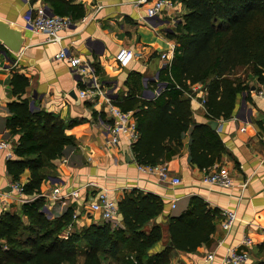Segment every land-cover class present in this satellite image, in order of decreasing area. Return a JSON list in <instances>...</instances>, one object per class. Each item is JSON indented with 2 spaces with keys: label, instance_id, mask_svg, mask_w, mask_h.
<instances>
[{
  "label": "crops",
  "instance_id": "obj_1",
  "mask_svg": "<svg viewBox=\"0 0 264 264\" xmlns=\"http://www.w3.org/2000/svg\"><path fill=\"white\" fill-rule=\"evenodd\" d=\"M67 1L81 4L84 15L75 21L69 17L72 25L59 32L61 40L57 44L46 42L43 35L34 34L27 28V20L37 6L52 13L44 0H0V20L21 31L23 37L17 54H12L0 43V140L11 146L8 156L7 151L0 150V214L19 212L23 204L42 198L43 210L49 218L59 217L72 206L73 213L78 216L73 226L79 229L105 222L97 212L99 220L88 213L89 205L99 192L106 191L115 204L131 190L151 193L163 202L161 213L146 227L148 230L159 225L162 230L161 240L151 250L156 253L169 244L166 229L169 216L179 214L191 196H198L220 215L222 211L233 212L236 220L227 232L221 230L219 220H216L208 244L189 254L173 249L170 264H225L230 250L247 252L248 259L244 264L264 261V249L259 248L264 245V99L255 92L260 88L264 90V85L249 81L250 89L236 95L228 119H209L202 84L190 86V92L185 94L189 98L193 123L209 126V122L215 121L216 128L209 127L217 134L223 149L211 167L200 171L190 163V138L185 135L179 152L163 158L171 176L181 181L177 186H170L137 169L133 144L126 136H121L116 145L107 143L104 125L110 118L102 96L93 100L80 98L78 92L87 89L88 85L73 75L67 62L56 55L65 50L69 56L87 62L100 90L114 105L128 103L130 98L152 100L165 88V83L159 80L160 71L169 68L175 48L174 41L166 35L173 31L186 10L181 3H174L172 8L163 7L153 18H148L147 9L154 0H148L142 6H135L136 0ZM122 48L134 53L133 59L123 65L114 59ZM162 55L165 58L162 59ZM135 74L140 77L139 83L128 84ZM13 75L27 80L19 97L12 92ZM19 99H26L31 111L57 115L65 126L76 124L64 131L73 138L75 145L65 147L61 158L51 160L44 168L45 180L40 192L32 196L10 188L12 183L23 186L30 175L28 170L16 182L6 171L7 161L16 159L13 148L18 140V136L9 135L6 127L7 105ZM132 119L135 123L133 113ZM221 167L231 174L233 184L230 188L210 186L201 181L205 172ZM241 183L245 184L243 188ZM54 191L59 198L69 196L73 191H77L79 197L77 200L66 198L68 207L62 208L60 201L51 197ZM110 222L122 227L118 215ZM74 227H66L62 237L68 236ZM245 237L251 240V245L242 244ZM209 254H213L212 260L207 259ZM82 261L79 256L76 264H82ZM106 264L115 262L108 260Z\"/></svg>",
  "mask_w": 264,
  "mask_h": 264
},
{
  "label": "trees",
  "instance_id": "obj_2",
  "mask_svg": "<svg viewBox=\"0 0 264 264\" xmlns=\"http://www.w3.org/2000/svg\"><path fill=\"white\" fill-rule=\"evenodd\" d=\"M169 1L181 3L186 13L166 35L175 48L169 68L160 71L159 80L165 88L152 100L130 98L128 103L115 105L122 112L133 111L138 140L132 154L138 166L166 162L165 155L179 152L188 134L190 163L201 171L213 165L223 146L208 125L193 123L186 94L190 86L202 84L209 119H228L236 95L250 89L249 81L264 85V0ZM44 2L57 16L75 21L84 15L81 4ZM139 80V75H132L128 84ZM11 85L13 95L19 97L27 80L13 75ZM7 108L6 127L18 140L13 148L16 159L7 161L6 171L16 182L28 170L22 194H39L44 168L61 158L65 147L75 145L64 131L76 124L65 126L55 114L31 111L26 99L13 101ZM43 208L44 199L37 198L23 204L19 212L0 214V264H76L79 256L82 264H105L108 260L115 264H170L173 249L189 254L208 244L215 222L221 218L202 198L191 196L184 210L168 218V246L152 253L162 238L159 225L146 230L163 208L162 200L154 194L131 190L123 195L116 203L122 227L110 221L79 229L73 226L65 238L62 233L72 221L73 207L55 218H49ZM259 248L263 250L264 245Z\"/></svg>",
  "mask_w": 264,
  "mask_h": 264
},
{
  "label": "built area",
  "instance_id": "obj_3",
  "mask_svg": "<svg viewBox=\"0 0 264 264\" xmlns=\"http://www.w3.org/2000/svg\"><path fill=\"white\" fill-rule=\"evenodd\" d=\"M146 3H148V0H136L134 5L142 6ZM173 6L174 3L169 0H154L152 6L147 9V17L153 18L161 8H172ZM71 25L72 20L69 17L51 15V13H49L43 6H37L33 11L32 16L27 20V28L32 33L43 35L46 42L57 44H59L61 40L59 32ZM56 57L67 62L69 68L73 72V75L78 76L81 82L88 85L87 89L78 92L80 98L93 100L97 96H102L106 112L110 118V122L104 125V129L108 137L107 143L116 145L121 136H126L131 145H134L138 140V134L135 128V123L132 119V113L122 112L112 103L109 97L104 95L96 82L92 67L78 57L69 56L65 50H61ZM133 57L134 53L132 50L122 48L117 52V54H115L114 59L117 63L123 65L132 60ZM161 58H165V55H162ZM255 92L257 96L264 99V90L262 88ZM0 150L7 151V156L11 154V146L4 140H0ZM137 169L140 172L157 177L159 181L170 186H177L181 182L179 178L171 176L166 162L154 166L137 165ZM201 181L204 184L218 186L221 188H230L233 184L231 174L224 167L214 171L205 172ZM244 186V183L240 184L241 188ZM10 188L18 193H22L21 185L19 183L10 184ZM56 194L57 191H54L51 197L53 200H59L62 208L68 207L66 198L69 197L70 199L77 200L79 197L77 191L70 192L69 196H65L63 198H59ZM172 208H175V206L172 205ZM89 211L94 213L97 212L104 221H113L118 215L116 204L108 198L106 191H101L97 194L96 200L89 205ZM220 216L219 226L221 230L225 232L229 231L236 220L235 214L230 211H222ZM77 220L78 216L73 213L72 221L67 226L68 229L73 228V225ZM251 243V240L247 237L242 240V244L245 246L251 245ZM212 258L213 254H209L207 257L208 260H212ZM247 259V252H236L235 250H230L225 258V264H244Z\"/></svg>",
  "mask_w": 264,
  "mask_h": 264
},
{
  "label": "water",
  "instance_id": "obj_4",
  "mask_svg": "<svg viewBox=\"0 0 264 264\" xmlns=\"http://www.w3.org/2000/svg\"><path fill=\"white\" fill-rule=\"evenodd\" d=\"M51 15L53 14L51 13ZM0 43L12 54H17L23 44L22 32L0 20ZM209 126L214 130L217 123L211 121ZM44 212H46L45 209Z\"/></svg>",
  "mask_w": 264,
  "mask_h": 264
},
{
  "label": "rangeland",
  "instance_id": "obj_5",
  "mask_svg": "<svg viewBox=\"0 0 264 264\" xmlns=\"http://www.w3.org/2000/svg\"><path fill=\"white\" fill-rule=\"evenodd\" d=\"M88 213H90L91 215H96V219H98L99 220V216H98V214H96V213H93V212H91V211H89ZM85 220V219H84ZM105 264H106V262H104Z\"/></svg>",
  "mask_w": 264,
  "mask_h": 264
}]
</instances>
